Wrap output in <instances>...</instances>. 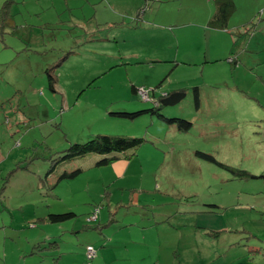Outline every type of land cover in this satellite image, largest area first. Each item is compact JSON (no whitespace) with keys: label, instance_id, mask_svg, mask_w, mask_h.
Listing matches in <instances>:
<instances>
[{"label":"rangeland","instance_id":"1","mask_svg":"<svg viewBox=\"0 0 264 264\" xmlns=\"http://www.w3.org/2000/svg\"><path fill=\"white\" fill-rule=\"evenodd\" d=\"M158 1L14 0L0 15V264H264V176L195 154L264 174V0H236L231 26L253 22L239 36L175 27L201 23L212 0L200 18ZM175 92L162 112L193 120L189 131L115 114ZM97 134L147 141L112 164L88 155L48 174ZM76 166L86 170L56 184Z\"/></svg>","mask_w":264,"mask_h":264},{"label":"trees","instance_id":"2","mask_svg":"<svg viewBox=\"0 0 264 264\" xmlns=\"http://www.w3.org/2000/svg\"><path fill=\"white\" fill-rule=\"evenodd\" d=\"M12 1L14 0H6L2 7H0V15H10V10L12 5ZM215 4V11L211 18V25L216 28L220 29H228L229 28V20L231 15L236 10V3L235 0H213ZM7 22V21H6ZM251 23L248 22L238 26L236 29L232 31L236 36L242 35L251 29ZM253 28V27H252ZM55 80L51 79V86L54 87ZM137 86L134 85V90L139 92ZM169 93L167 94V96ZM194 95H195V105L199 109L201 106V88L199 85L194 86ZM165 97V95H163ZM144 99V98H143ZM149 99V98H148ZM145 99V100H148ZM163 104L161 98L154 103L152 107L141 108L135 111H118L115 112L116 115L135 119L143 114L150 113L152 115H156L163 121L167 122L170 125H175L179 130L182 131H189L193 128L194 122L191 119H186L183 117L177 116H167L162 112L161 105ZM146 138L141 136H129V135H111V134H97L91 139L85 142H76L73 143L69 148L65 149V154L59 156L55 159H52V163L50 169L48 171L49 175H53L59 165L68 161L69 159H76V158H86L88 155H94L93 166L99 167L104 165H109L114 161V159L118 158L120 154L125 157H132L135 151L138 150L145 142ZM129 152V150H132ZM195 154L203 159L208 161L214 162L219 164L220 166L226 168L227 170L231 171L233 174L239 177H261L264 174L258 175L253 174L245 169H239L232 165L226 164L220 161L214 154L196 150ZM121 160V159H120ZM86 170L84 166H76L72 167V171H68L67 169L59 175L57 178L56 184H59L61 181L66 179H74L77 178L81 173ZM218 207L217 204H209V210L213 211ZM92 216V215H91ZM90 216V217H91ZM99 218V215L98 217ZM55 219L61 220L62 217H56ZM52 245H58L57 241H53L49 244V246H45L44 248H49ZM39 248H41L39 246Z\"/></svg>","mask_w":264,"mask_h":264},{"label":"crops","instance_id":"3","mask_svg":"<svg viewBox=\"0 0 264 264\" xmlns=\"http://www.w3.org/2000/svg\"><path fill=\"white\" fill-rule=\"evenodd\" d=\"M170 1H173V2H178V5L181 7H179L177 9V12L181 13L182 11V8L184 6V4H187V9L189 8V4L191 5L192 7V15L193 17H199L201 16V14H199L197 11H196V6L198 4L201 3L202 0H159L158 2H162V3H165V2H170ZM213 1V0H212ZM235 3H236V9H237V2L235 0ZM202 4V3H201ZM206 4L209 5V3H204L203 6H205ZM187 9L185 10L187 12ZM175 11V10H174ZM215 11V4H212V5H209L207 7V13H206V16L203 18V21H200L201 23L197 22V21H185V22H182L180 24H175V27L178 29V28H181L182 30H185L187 28H189L190 26H193V25H197V26H200V27H205V28H208V29H211V30H220V31H225L226 33H231L233 36L235 35L234 33H232V31L234 29H236L238 26L240 25H236L234 24L235 26H231L230 24V20H229V28L228 29H220V28H216V27H213L210 23L211 21V18L213 16V13ZM236 11V10H235ZM235 13V12H234ZM233 13V14H234ZM233 14L231 15V17H233ZM230 17V19H231ZM197 20V19H196ZM169 24V23H168ZM205 57H208L207 55ZM196 60H199V58H196ZM112 164V163H111ZM90 166H93V162L90 164ZM69 180V179H68ZM98 254V253H97Z\"/></svg>","mask_w":264,"mask_h":264},{"label":"built area","instance_id":"4","mask_svg":"<svg viewBox=\"0 0 264 264\" xmlns=\"http://www.w3.org/2000/svg\"><path fill=\"white\" fill-rule=\"evenodd\" d=\"M139 91H141L142 97L144 99H148L149 98L148 91L145 88H143V89L140 88ZM97 217H98V214L95 213V214H93L90 217V219H97ZM96 255H97V249L93 245H88L87 246V256H88V258L90 260H92Z\"/></svg>","mask_w":264,"mask_h":264},{"label":"water","instance_id":"5","mask_svg":"<svg viewBox=\"0 0 264 264\" xmlns=\"http://www.w3.org/2000/svg\"><path fill=\"white\" fill-rule=\"evenodd\" d=\"M183 95H184L183 92L171 93L168 96L164 97V99L162 100V102L164 104H175L178 101H180V99L182 98Z\"/></svg>","mask_w":264,"mask_h":264},{"label":"clouds","instance_id":"6","mask_svg":"<svg viewBox=\"0 0 264 264\" xmlns=\"http://www.w3.org/2000/svg\"><path fill=\"white\" fill-rule=\"evenodd\" d=\"M167 96V94L165 95V97Z\"/></svg>","mask_w":264,"mask_h":264}]
</instances>
